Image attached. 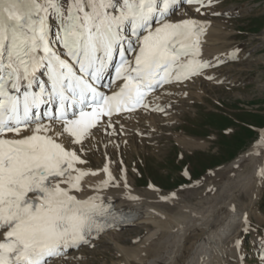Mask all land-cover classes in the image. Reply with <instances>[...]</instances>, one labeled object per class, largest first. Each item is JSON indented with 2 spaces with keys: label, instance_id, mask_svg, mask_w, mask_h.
I'll use <instances>...</instances> for the list:
<instances>
[{
  "label": "snow or ice",
  "instance_id": "6c2138e0",
  "mask_svg": "<svg viewBox=\"0 0 264 264\" xmlns=\"http://www.w3.org/2000/svg\"><path fill=\"white\" fill-rule=\"evenodd\" d=\"M178 3L0 0V264H52L117 219L100 196H83L98 175L84 167L86 142L104 117L111 126L113 114L148 107L158 86L212 67L197 59L206 24L172 21ZM102 171L95 192L114 179Z\"/></svg>",
  "mask_w": 264,
  "mask_h": 264
},
{
  "label": "rangeland",
  "instance_id": "374dc122",
  "mask_svg": "<svg viewBox=\"0 0 264 264\" xmlns=\"http://www.w3.org/2000/svg\"><path fill=\"white\" fill-rule=\"evenodd\" d=\"M213 2L216 5L212 9H200L197 12L195 8L191 11L192 15L195 14L197 18L199 14L198 18L201 20L218 21L229 31L221 48L225 50V55L230 52L226 48L233 49L235 58L210 56L209 63L212 67L202 70L204 74L201 78L196 79L194 75L191 80L183 81L184 85L171 87L170 92L176 89L182 92V98L176 100L185 101L176 103L175 100L171 104L173 109L170 115L173 114L177 120L163 124L164 128L158 133L145 125L138 127L139 130L133 129L118 135L121 138L128 136L126 142L132 143L131 147L121 146L119 138L107 141L111 146L109 149L113 148L110 158L114 162L117 182L111 190L117 188V184H124L127 190L132 188L151 201L162 199L167 202L181 197L194 199L192 193L204 188L206 191L203 195L207 193L211 179L208 175L211 171H221L222 167L239 153L255 145L260 138V130L264 129V0ZM177 16L175 13V18ZM199 91L202 92L201 100L196 95ZM174 107L179 109L175 111ZM164 117L168 116L163 114L161 118ZM253 126L259 127L258 131ZM175 133L190 136L203 146L183 147L175 140ZM138 137L144 141L137 142L135 138ZM97 145L99 157L91 152L87 158V167H93L96 171L103 165V151L109 147L101 142ZM123 171L127 172L124 179L121 177ZM147 191L151 194H143ZM234 196L240 211L244 208L243 212L247 211L251 217L248 231L245 232V227L237 228L236 221L234 230L225 235H216L213 242L204 245V256L209 255L210 263L215 264H225L227 259L237 261L236 255L241 252L240 255L243 256L244 250L241 243V249H235V242L240 241L243 231L245 256L252 258L249 264H260V245L253 246V237L257 232L264 235V180L256 185H249L245 190L239 189ZM164 197H167V201ZM163 204L162 207L168 211L174 209ZM220 208L217 213V228L229 220L225 218L228 212L226 207ZM142 227L128 224L119 228L122 245L126 248L131 246L128 249L136 247L150 229ZM233 235L236 238L231 240ZM229 246L230 251L227 249ZM120 259L121 254L119 257L112 245L105 250L98 247L93 251L82 245L60 264H113Z\"/></svg>",
  "mask_w": 264,
  "mask_h": 264
},
{
  "label": "bare ground",
  "instance_id": "6f19581e",
  "mask_svg": "<svg viewBox=\"0 0 264 264\" xmlns=\"http://www.w3.org/2000/svg\"><path fill=\"white\" fill-rule=\"evenodd\" d=\"M204 3L205 7H201L203 10H210L215 5L213 3L211 6H207V0L206 2L204 0ZM198 7H200V5L196 3L193 5H183L176 11L178 16L174 18V16L171 15L170 18L174 22L183 19H194L200 23L206 24V30L201 36L200 42L201 55L197 57V59L209 62L210 56H216L217 58L232 57V53H235L233 49L226 48V50L230 52L225 55V50L221 48L222 43L230 32L226 31L218 21L201 20L198 18L199 14H197V18L195 14L193 16L191 11ZM262 38H264V32ZM203 74L204 71L200 72V74L196 76V79L201 78ZM191 79L192 78H189V80ZM178 85L184 84L173 79L171 83L164 85L158 91L148 96L145 102L148 107H141L133 112L111 117V126H109V118H105L102 123L98 124V126L92 130L93 135L90 137V142H86V147L88 149V151L84 153L86 159L90 157L91 152H93L92 154L96 153L95 155L99 157V155H97L98 150L96 149L98 146L97 143H106L109 147L108 149L105 148L106 151H103L104 161L98 171L93 167H87L88 164L84 165L87 170L97 172L98 175H90L85 178V183L92 187H86L83 196L98 195L106 204L110 203L113 209L120 212L131 213L133 218L130 223L132 225L143 226V229L144 227H150L146 235L139 241V244L136 247L133 246L134 248L132 249H128L131 246L126 248L122 245V241L120 240L122 238H120L121 236L118 232V229L123 227L122 225L104 229V231L99 234L93 233L90 242L86 244L85 247L91 248L93 251L97 250L98 247L105 250L110 245L114 246L119 253V257L121 254V259L113 264H215L214 262L210 263L211 258L209 255L205 254L204 256V245L213 242L216 235L230 233L234 230L236 221L238 224L237 228L242 229L245 227V217H247L248 225L251 221L249 213L247 211L243 213L244 208L240 211L239 206H237L238 204L236 205V198L234 195L239 189L245 190L249 185H256L264 180V176L260 175L261 169H264V148H262L264 145L260 144V138L255 142V145H260L259 147L253 145L248 150L234 157L227 165L221 168V171H211L208 175L211 179H209L207 193L203 195L206 191L205 188L196 193H192L194 199L187 200L181 197L178 199L172 198L168 201L165 199L167 202H164L162 199L151 201L147 196H140V194L136 193L132 188L127 190L124 184H117L118 187L111 190V187H115L116 184L114 183L117 182H115L114 162L110 158V151L113 148L109 149L111 146L107 141L119 138L118 143L121 146L125 145V147H131L133 144L126 142L128 136L126 138H121L118 136L120 133L126 134L133 129L139 130L138 127L142 128L145 125L150 126L153 132L158 133L164 128L163 124L176 121V117L173 116V114L170 115L173 109L171 104L174 103L176 99L182 98V92L180 90L177 91V89L172 92L169 90H171V87H177ZM165 92L167 93L165 94ZM170 94L171 96H169ZM196 95L200 97V100L202 99L201 91L197 92ZM178 101L184 102L185 100H176V103ZM151 107H153L152 110ZM174 108L175 111L179 109V107ZM163 114L168 117L161 118ZM260 132H264V129H261ZM174 137L177 143L183 147H187L188 145L203 146V144L198 143V141L190 136L175 133ZM135 139L137 142L144 141L140 137ZM137 142L135 144H137ZM119 144L118 146H120ZM105 165L109 167L114 179L111 180L106 187H102L98 192H95L93 189L108 178L107 174L102 171ZM125 176L127 177V172L123 171L121 176L122 179L126 178ZM143 194L148 195L151 194V192L147 191ZM163 203L169 208L172 206L174 209L170 211L164 209V207H162L164 205ZM221 206L226 207L228 212L225 218L229 220L217 228V213L221 209ZM235 238L236 235H233L231 240ZM262 240H264V236L257 237L256 239V241L260 243H262ZM227 249L230 251L231 246ZM235 249L238 248L235 247ZM70 254L71 252H69L67 256ZM240 254L242 253L240 252ZM240 254L238 253L236 255L237 261L233 262L227 259L225 264H247ZM62 260L63 259H55L52 261V264H60ZM261 260L264 262V255L261 256Z\"/></svg>",
  "mask_w": 264,
  "mask_h": 264
}]
</instances>
